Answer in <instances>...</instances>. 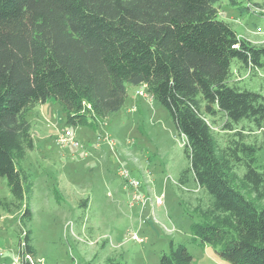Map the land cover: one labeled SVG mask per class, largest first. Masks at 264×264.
I'll return each mask as SVG.
<instances>
[{"label":"trees","instance_id":"1","mask_svg":"<svg viewBox=\"0 0 264 264\" xmlns=\"http://www.w3.org/2000/svg\"><path fill=\"white\" fill-rule=\"evenodd\" d=\"M216 4L0 0V177L11 193L0 205L21 208L20 264L36 257L31 230H23L32 217V180L21 164L34 148L28 112L53 98L67 123L87 124L124 105L126 83L145 87L184 139L179 183L208 196L193 234L231 264H264V163L261 145L249 140L264 131V93L231 82L234 60L264 72V44L240 37ZM160 264L194 263L183 244L170 242Z\"/></svg>","mask_w":264,"mask_h":264},{"label":"rangeland","instance_id":"2","mask_svg":"<svg viewBox=\"0 0 264 264\" xmlns=\"http://www.w3.org/2000/svg\"><path fill=\"white\" fill-rule=\"evenodd\" d=\"M216 5L218 17L240 37L264 44V0ZM231 82L264 93V72L253 74L235 60ZM125 86L124 105L87 124L67 123L53 98L28 112L34 148L21 164L32 180V217L23 230H31L34 264H160L170 242L183 244L194 264H231L193 234L192 225L204 222L199 208L208 196L191 181L179 183L188 161L168 110L145 87ZM67 129L78 146L58 143ZM251 136L261 145L257 157L264 163V131ZM124 171L136 187L126 185L119 173ZM10 198L0 177V201ZM20 213L0 205V264H20Z\"/></svg>","mask_w":264,"mask_h":264},{"label":"built area","instance_id":"3","mask_svg":"<svg viewBox=\"0 0 264 264\" xmlns=\"http://www.w3.org/2000/svg\"><path fill=\"white\" fill-rule=\"evenodd\" d=\"M138 94H142V91H138ZM58 143H60V144L71 143V145H73V146H78V144H79L78 141L71 136V133H70L69 129H67L65 132L59 134ZM119 173L121 175H123L124 178H126L125 179L126 185H131V186H134V187H136L138 185L137 180H135L134 178L129 177L128 174H127V171L119 172Z\"/></svg>","mask_w":264,"mask_h":264}]
</instances>
